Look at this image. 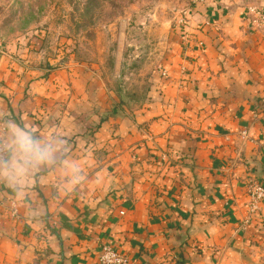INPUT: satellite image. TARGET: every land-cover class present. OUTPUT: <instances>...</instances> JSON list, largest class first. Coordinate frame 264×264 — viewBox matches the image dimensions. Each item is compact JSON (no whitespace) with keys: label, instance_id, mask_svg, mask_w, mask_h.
Masks as SVG:
<instances>
[{"label":"crops","instance_id":"1","mask_svg":"<svg viewBox=\"0 0 264 264\" xmlns=\"http://www.w3.org/2000/svg\"><path fill=\"white\" fill-rule=\"evenodd\" d=\"M264 0L194 2L168 32L144 104L106 108L75 71L40 74L0 53L5 117L66 138L85 181L42 170L13 197L0 185V264H264ZM251 216L246 223L247 218Z\"/></svg>","mask_w":264,"mask_h":264},{"label":"rangeland","instance_id":"2","mask_svg":"<svg viewBox=\"0 0 264 264\" xmlns=\"http://www.w3.org/2000/svg\"><path fill=\"white\" fill-rule=\"evenodd\" d=\"M194 2L0 0V53L42 75H85L106 108L132 112L145 102L168 32Z\"/></svg>","mask_w":264,"mask_h":264},{"label":"clouds","instance_id":"3","mask_svg":"<svg viewBox=\"0 0 264 264\" xmlns=\"http://www.w3.org/2000/svg\"><path fill=\"white\" fill-rule=\"evenodd\" d=\"M0 127V185L17 197L35 187L33 181L39 172L61 167L65 172L66 190L85 181L81 167L66 160V138L59 132L40 134L34 126H27L15 118L5 117ZM101 264H123V261L105 249Z\"/></svg>","mask_w":264,"mask_h":264},{"label":"built area","instance_id":"4","mask_svg":"<svg viewBox=\"0 0 264 264\" xmlns=\"http://www.w3.org/2000/svg\"><path fill=\"white\" fill-rule=\"evenodd\" d=\"M204 0H195V2H200ZM248 18L251 22V25L256 27L257 29L264 30V11L258 7H249L248 8ZM187 20L181 19L180 25L186 23ZM248 196L250 198L249 201V211L251 214H256L259 210V206L262 202H264V181L258 180H249L247 186ZM249 216L247 218L246 223L249 222ZM105 249H111L112 252L116 253V255L123 261V264H130L129 258L121 251H119L116 247L111 244L105 243L102 245L101 255ZM101 255L99 258V264H101Z\"/></svg>","mask_w":264,"mask_h":264},{"label":"trees","instance_id":"5","mask_svg":"<svg viewBox=\"0 0 264 264\" xmlns=\"http://www.w3.org/2000/svg\"><path fill=\"white\" fill-rule=\"evenodd\" d=\"M122 103H120V105H121Z\"/></svg>","mask_w":264,"mask_h":264}]
</instances>
